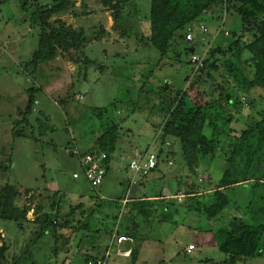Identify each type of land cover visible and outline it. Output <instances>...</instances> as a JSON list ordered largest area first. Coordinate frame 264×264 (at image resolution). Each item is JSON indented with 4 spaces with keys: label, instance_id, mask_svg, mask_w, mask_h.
I'll list each match as a JSON object with an SVG mask.
<instances>
[{
    "label": "rangeland",
    "instance_id": "1",
    "mask_svg": "<svg viewBox=\"0 0 264 264\" xmlns=\"http://www.w3.org/2000/svg\"><path fill=\"white\" fill-rule=\"evenodd\" d=\"M71 1V8L52 20L59 18L74 28L86 29L85 53L95 62L89 68L83 60H76L79 55L74 51L59 52L36 71L32 66L26 68L24 64L38 46L39 28L32 25L31 11L22 10L18 0L0 7V188L16 186L21 192L17 204L31 209L22 222L0 218V246L7 245L6 262L12 264L29 247L23 264H86L87 255L102 257L110 246L106 264H132V258L116 254L118 246L112 241V234L127 231L135 243L125 242L120 248L138 247L141 254L137 264H224L227 257L219 248L216 231L234 217L264 223V215L258 212L264 205V184L256 186L250 181L228 188L230 203L215 218L208 217L197 204H186V188L192 184L205 193L217 187L227 168L232 138L245 128L248 116L259 117L264 90L257 88L246 96L236 94L243 105L241 113L237 100L230 105V112L212 110L213 118L226 133L216 155L201 156L192 172L178 140L161 142L166 114L160 111L158 90L165 82L170 83L168 90L173 94L186 90L189 105L217 99L219 86L226 94L233 93L234 84L224 64L227 58L219 62L217 71L211 70L214 80L191 88L192 54L184 49L183 38H179L178 60L175 48L169 57H163L154 45H142V38L151 34V0H136L138 11L125 19L129 33L124 36L113 27L111 11L100 0ZM241 27V18L235 12L203 14L194 27L197 53L206 57L213 47L227 46ZM103 29L106 33L99 39ZM251 39L248 34L244 41ZM32 88H37L36 104L26 131L40 135L36 119L47 116V130L38 141L13 134ZM203 92L207 94L204 97ZM248 100L255 107L248 105ZM109 130H115L118 146L103 184L94 188L73 151L91 149ZM204 133L213 137L208 125ZM147 151L160 154L159 165L147 175H137L129 164ZM46 190L64 194L62 216L72 214L68 217L74 226L84 217L89 228L63 229L67 243L63 239L56 243L52 235L45 234L32 244L37 229L34 219ZM160 195L167 198L148 204V214L140 212V199ZM209 198L207 194L200 200L204 204ZM190 244L195 249L188 252ZM237 264H264V254Z\"/></svg>",
    "mask_w": 264,
    "mask_h": 264
},
{
    "label": "trees",
    "instance_id": "2",
    "mask_svg": "<svg viewBox=\"0 0 264 264\" xmlns=\"http://www.w3.org/2000/svg\"><path fill=\"white\" fill-rule=\"evenodd\" d=\"M9 1L0 0V7ZM18 1L22 10L31 11L32 25L39 28L38 46L32 59L24 64L26 68L32 66L36 71L43 63L55 59L59 52L71 54L73 51L79 55L76 60H83L86 68L94 65L95 62L85 53L88 42L86 29L74 28L59 18L52 20L54 16L71 8L73 5L71 0ZM100 1L111 11L113 27L119 29L121 35H127L129 32L124 27L125 19L137 13L136 0ZM228 12H235L241 18L240 32L234 33V39L227 46H216L209 50L208 55L204 57L202 66L197 67L191 61L194 80L190 87L206 83L209 79L214 80L211 70L217 71L219 62L227 58L224 64L229 79L234 84V92L226 94L224 89L219 86L220 94L217 99L203 104L195 102L194 105H189L186 90L179 89L176 94H173L168 90L171 89L169 82H165L158 90L161 96L160 111L166 114L161 129V142L167 143L169 139L178 140L182 156L192 172H195L201 156L216 155L221 144L220 139L226 133L213 118L212 110L221 108L230 112V105L234 106L235 100H239L236 94L246 96L254 89L264 90V0H151V34L148 38H142L141 41L144 46L154 45L157 47L163 57H169L168 54L175 48L174 57L178 60L177 56L181 52V48H178L180 46L179 38H183L186 42L184 49L194 47L197 53V47L193 44L195 38L192 41L186 40L188 27L192 26L194 31L195 25L199 23V19L205 13L222 16ZM104 33L106 32L103 29L98 38L100 39ZM248 34L252 39L245 42L244 39ZM186 52L193 54L187 50ZM229 56H233L234 59H230ZM190 79L191 76L188 77V81ZM35 90L37 88L31 89L28 105L21 112V118L15 122L13 134L18 137L29 136L38 141L39 136L44 135L47 130V116L36 119L40 126V135L37 136L33 131L31 134L26 131V128L31 125L30 117L36 104ZM206 95L205 92L201 93L203 97ZM241 103L238 101L236 104L238 113H241L243 109ZM247 103L255 107L252 100H248ZM258 115V118L248 116L245 128L233 136L230 144V156L226 159L227 168L217 187L213 191L201 193L191 184L186 188L185 197L189 198L186 204L189 206L197 204L198 209L208 217L215 218L230 203L226 193L228 188L250 181H254L256 186L264 184V106L258 110ZM230 117L233 115L230 114ZM207 125L213 129L212 138L204 133ZM117 146V134L115 130H109L102 135L98 143L85 152H91L94 149L107 152L106 168L108 173L112 154ZM207 194L210 195V198L203 204L200 198ZM42 196V203L39 204L34 219L37 229L31 240L32 244L45 234L52 235L56 239V243L61 239L67 243L68 239L62 233L63 229L75 228L76 231H80L89 228L88 221H83L84 217L81 220H76L77 225L74 226L68 217L72 214L62 216L61 209L65 195L60 191L46 190ZM161 196H152L154 199L151 197L140 199V212L148 214L147 211L150 210L147 207L148 204L158 201ZM20 197L21 192L14 185L6 184L0 188V218L17 222L27 219L31 209L25 206L20 207L17 204ZM258 210L261 216L264 215V205ZM258 217L260 216L258 215ZM130 235L134 238L132 234ZM216 235L219 239V248L227 257L224 264H237L239 260L259 257L264 254V223H252L243 217H234L227 226L219 228ZM6 249L7 245L3 243L0 246V264H9L6 262ZM28 249L29 247L25 251V255L21 254L15 257L12 264H23L22 260L27 258ZM139 253L138 247L132 248L130 255L132 264L138 263ZM99 258L106 261L105 255L102 257L87 255L86 264L90 260L96 261Z\"/></svg>",
    "mask_w": 264,
    "mask_h": 264
},
{
    "label": "built area",
    "instance_id": "3",
    "mask_svg": "<svg viewBox=\"0 0 264 264\" xmlns=\"http://www.w3.org/2000/svg\"><path fill=\"white\" fill-rule=\"evenodd\" d=\"M203 31H207V28L204 26H200ZM228 33V32H226ZM186 40L192 41L194 40V31L193 27L190 26L187 29L186 34ZM191 61L197 65V67H200L203 65L204 56L199 55L198 53L194 52L192 54ZM169 144V142H167ZM73 155L77 156L80 160V164L82 168L85 171L86 177L92 184L94 188L100 187L107 174V168H106V160L108 159V154L105 151H100L98 149H94L91 152H81L78 149H75L73 151ZM160 154L158 152L154 151H147L144 154H138L137 157L132 159V161L129 164L130 169L134 170L135 174L139 175H147L149 172L155 168L158 167L160 162ZM169 164H172L170 161ZM77 177L78 174H75ZM184 196V194H182ZM125 203H127V200H124ZM112 241H116V244L118 246V249L116 251V254L123 257H130L132 249H126L121 250L120 245L125 241H133L132 238H130L127 235H117L114 234ZM195 249V246L193 244H190L188 246L187 251L191 252ZM111 255V248L110 246L107 248L105 257H108ZM88 264H106L105 260H102L101 258L97 259L96 261L90 260Z\"/></svg>",
    "mask_w": 264,
    "mask_h": 264
},
{
    "label": "crops",
    "instance_id": "4",
    "mask_svg": "<svg viewBox=\"0 0 264 264\" xmlns=\"http://www.w3.org/2000/svg\"><path fill=\"white\" fill-rule=\"evenodd\" d=\"M110 165H111V163H110ZM151 198H153V197H151ZM162 199H164V198H167V197H165V196H162L161 197ZM154 199V198H153ZM152 199V200H153ZM115 234V233H114ZM114 234H112V238H113V235ZM117 234H119V235H127V236H129L130 238H132L133 239V241H130L131 243H135L134 242V238L130 235V233H128L127 231L124 233V232H121V233H119V232H117ZM125 242H129V241H125ZM125 242H123L120 246H122V245H124V243ZM126 245V244H125ZM129 248H131L132 249V247H128L127 249H129ZM141 252V251H140ZM141 253H139V255H140ZM139 259V258H138ZM106 262V261H105ZM143 264H145V263H143Z\"/></svg>",
    "mask_w": 264,
    "mask_h": 264
},
{
    "label": "water",
    "instance_id": "5",
    "mask_svg": "<svg viewBox=\"0 0 264 264\" xmlns=\"http://www.w3.org/2000/svg\"><path fill=\"white\" fill-rule=\"evenodd\" d=\"M185 50L194 53L196 51V49L194 47H187L185 48Z\"/></svg>",
    "mask_w": 264,
    "mask_h": 264
}]
</instances>
